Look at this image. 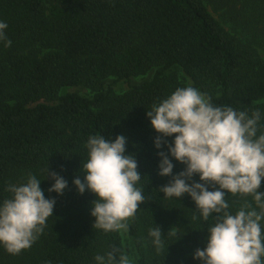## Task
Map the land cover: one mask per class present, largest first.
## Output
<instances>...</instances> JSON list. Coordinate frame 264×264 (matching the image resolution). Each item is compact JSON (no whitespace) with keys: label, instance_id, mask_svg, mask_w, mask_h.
I'll use <instances>...</instances> for the list:
<instances>
[{"label":"trees","instance_id":"16d2710c","mask_svg":"<svg viewBox=\"0 0 264 264\" xmlns=\"http://www.w3.org/2000/svg\"><path fill=\"white\" fill-rule=\"evenodd\" d=\"M211 1L229 8L249 38L231 34L205 0H0L12 42L0 41V201L11 195L9 184L29 174L44 179L48 167L68 181L62 195L47 191L50 177L41 181L46 198L55 197L53 215L30 248L13 255L0 245V264H96L98 254H126L120 230L94 226L95 194H80L73 184L76 176L83 180L89 136L99 134L124 135L126 154L138 163L144 201L128 233L139 264H201L193 253L206 246L212 218H198L187 194L167 198L159 191L171 178L158 174L159 134L146 112L184 87L166 74L177 67L214 104L264 116V59L256 47H264V0ZM154 69L152 79L123 94L104 91L109 78L130 80ZM78 86L94 96L67 91ZM173 162L174 173L185 167ZM225 198L233 212L255 206L251 197ZM156 226L159 248L149 236Z\"/></svg>","mask_w":264,"mask_h":264},{"label":"clouds","instance_id":"9594fccd","mask_svg":"<svg viewBox=\"0 0 264 264\" xmlns=\"http://www.w3.org/2000/svg\"><path fill=\"white\" fill-rule=\"evenodd\" d=\"M0 20V41L11 46ZM158 150V174L171 179L159 191L167 198L187 194L195 202L198 218L212 223L207 242L197 248L193 259L201 264H264V119L259 110L249 114L231 106H220L210 96L191 85L176 88L146 112ZM171 138V141L167 138ZM127 138L118 134L108 139L102 134L89 136L83 180L73 179L77 191L95 194L90 214L94 226L105 232L126 229L125 221L134 217L144 201L135 156L126 154ZM166 148V151L163 150ZM173 161L185 167L174 173ZM198 176V180L194 177ZM53 181L49 193L62 195L68 181L49 171L44 179ZM29 174L19 184H9L11 195L0 201V245L10 254L30 248L53 215L55 197L46 198L41 181ZM211 189V190H210ZM251 197L237 211L231 210L227 194ZM215 214V215H213ZM149 236L157 248L162 232L156 226ZM109 252L96 255V264H130L128 255ZM118 256V258H117Z\"/></svg>","mask_w":264,"mask_h":264},{"label":"rangeland","instance_id":"374dc122","mask_svg":"<svg viewBox=\"0 0 264 264\" xmlns=\"http://www.w3.org/2000/svg\"><path fill=\"white\" fill-rule=\"evenodd\" d=\"M205 2L209 10L213 13V15L221 22V24L231 34L237 36L242 40H246L249 38L247 31H245L242 26L238 25V19L236 18L235 14L232 11L229 12V8L211 0H205ZM256 47L259 51V54L264 59V47L260 45H256ZM166 74L176 77L184 87L189 85L193 86V82L191 81V79L181 69L177 67L168 70ZM154 75H155V69L149 71L144 75L133 77L130 80H119L116 78H109L106 80L104 91L105 92L111 91L115 94H123L126 91H128L133 85L140 84L144 81L150 80ZM199 90L202 91L201 89ZM67 91L77 92L87 97H93L95 94L94 91H92L90 88H87L85 86L71 87L68 88ZM131 219L132 217L128 218L125 221V223L127 224V228L121 229L120 232L126 248V254L128 255L130 260V264H139V255L128 233V226L131 222Z\"/></svg>","mask_w":264,"mask_h":264}]
</instances>
